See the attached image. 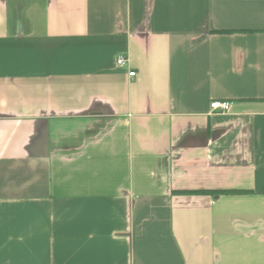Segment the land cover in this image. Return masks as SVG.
<instances>
[{"label":"crops","instance_id":"crops-1","mask_svg":"<svg viewBox=\"0 0 264 264\" xmlns=\"http://www.w3.org/2000/svg\"><path fill=\"white\" fill-rule=\"evenodd\" d=\"M0 264H264V0H0Z\"/></svg>","mask_w":264,"mask_h":264},{"label":"built area","instance_id":"built-area-1","mask_svg":"<svg viewBox=\"0 0 264 264\" xmlns=\"http://www.w3.org/2000/svg\"><path fill=\"white\" fill-rule=\"evenodd\" d=\"M125 62H126V60L122 55H119L115 61L116 65L118 67H123L125 65ZM134 74L135 73L132 71L128 73L129 77H133ZM210 108L212 111H214L218 114H225L229 111L230 103L227 101H213L210 104Z\"/></svg>","mask_w":264,"mask_h":264},{"label":"trees","instance_id":"trees-1","mask_svg":"<svg viewBox=\"0 0 264 264\" xmlns=\"http://www.w3.org/2000/svg\"><path fill=\"white\" fill-rule=\"evenodd\" d=\"M218 194V193H215V195Z\"/></svg>","mask_w":264,"mask_h":264}]
</instances>
